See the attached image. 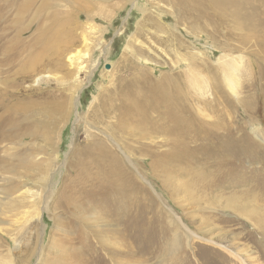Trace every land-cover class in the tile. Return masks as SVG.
I'll use <instances>...</instances> for the list:
<instances>
[{"label": "rangeland", "instance_id": "374dc122", "mask_svg": "<svg viewBox=\"0 0 264 264\" xmlns=\"http://www.w3.org/2000/svg\"><path fill=\"white\" fill-rule=\"evenodd\" d=\"M219 1L10 0L2 43L43 75L14 90L10 119L0 107V250L13 264H264V0ZM225 55L243 59L237 97L214 64ZM177 84L210 119L231 110L248 122L236 139L259 152L224 167L231 181L216 186L220 172L201 155L173 160L170 138L149 128H175L149 107ZM214 90L227 105L210 101ZM123 91L144 120L118 117ZM149 137L153 150L139 144ZM21 195L26 206L10 209ZM231 199L249 211L227 208Z\"/></svg>", "mask_w": 264, "mask_h": 264}, {"label": "bare ground", "instance_id": "6f19581e", "mask_svg": "<svg viewBox=\"0 0 264 264\" xmlns=\"http://www.w3.org/2000/svg\"><path fill=\"white\" fill-rule=\"evenodd\" d=\"M212 1H214L213 4L215 5H218V2L220 4L219 0L218 2L216 0H212ZM9 5H10V0L0 4V85H1L0 91L2 94L0 98V107L4 108L3 111V114L5 115L4 121L10 119V113H9L10 111L9 108L6 107L8 106L6 105V103L11 99L14 90L21 88L23 84H28L34 79H35L34 82H38L41 79L40 76H43L36 71L35 64H37V61L35 59H19L21 54L24 52V50H18L17 44L15 42H11V46L9 48L4 47L5 42L2 43L5 36L4 31L9 29L8 26L3 27V25H6L7 18L9 17V14L7 15V8L10 7ZM132 7H133V3H132ZM16 23L17 21L15 22L14 20V24ZM21 25H24L22 17L18 18L17 27H21ZM24 32L25 31L23 29L22 32L23 35ZM19 33H17V35H19ZM214 64L216 65V67L220 69L223 86L229 91V93L233 97H237V93H238L237 91L240 87L239 85L240 83L236 81L235 75L242 68L243 59L236 60L234 58H231L230 56L225 55L220 59H217ZM21 71H23L24 73L28 72L27 76L18 81L12 80V77L18 76ZM213 83L215 85H218L217 82H213ZM28 90L32 92L33 89L28 86ZM214 95L215 98L210 101H216L220 103L223 107L224 105H227L228 95L226 96V94L223 91L214 90ZM258 99L259 97L257 98V100ZM255 100L256 99H254V101ZM205 101H206L205 102V107H206V103L209 102V99ZM216 102L215 104H217ZM260 102L263 106L264 97L261 99ZM193 104L194 101L190 102L187 100H183L182 87L179 84H177L176 87H171L168 90H165L163 93L159 94L158 103L156 105H151L149 107V110L152 111L153 113H157V110L160 107L166 109V111L162 113L163 117L165 118L164 121L172 122L175 128H172L171 130L170 129L166 130L164 126L165 124H160L161 120L160 121L157 120L154 124L150 125L149 128L153 129V131L156 132V134L163 132L166 134L168 138L172 139L171 141L170 139L164 138L162 139V141L166 143L172 142L173 155H174L172 159L175 161H182L184 166H189V164L192 161H195L197 158H200L199 157L200 155L204 157V160L212 161L217 171L220 172L219 176H217L219 177L218 179H216L215 177L212 179H214L213 180L214 182L216 181V186L219 184L222 185L224 182L226 183L228 181H231L230 179L227 178L231 170L229 168L224 170V167L228 165H233L234 163L240 162V160H244V159L254 160L256 153L259 152L258 148L257 146H255V144L252 143L251 140L250 143V141L243 134H241L243 138L236 139L237 134L243 129V126H245V124L248 122L246 121L245 123L244 121L240 123L237 117H235L234 115L235 113H233V111L230 110L225 112L226 113L225 117L226 116L228 117V121L227 119H220V118L218 120L217 118L213 119V117L210 119L209 117H207V115H205L206 113L201 112L198 108L195 109ZM247 105L248 104H246V106ZM249 105L247 107L245 106L246 110L249 111L248 112L249 114L246 115L247 117L245 118V120H250V119L253 120L256 118V116L255 117L253 116L255 111L254 108L255 106L254 107L252 106L251 108L249 107ZM251 105H253V103ZM137 107H138V103L135 100V95L133 93H127L123 91V104L117 109L118 117L121 119L131 118L134 117L133 115L135 113L137 116H140L144 120L145 118L140 114V112H137L136 110ZM13 109H11L12 112ZM216 111L222 112V109ZM256 129L257 128L252 129V132L259 134L257 133L259 131H257ZM147 141L148 143H139V144L145 150H153V147L156 145V141L153 140V137L147 138ZM189 145H193V147H188ZM100 147L101 149L103 148L102 145H100ZM106 148H108V150L111 151L112 153L114 152L109 147ZM150 154L152 155L154 153H150ZM125 157L128 158L127 156ZM183 168L184 167H182V169ZM22 197H23L22 195L17 197L16 201L9 205V208L12 209L15 205V210H16L21 207L20 205H22V207L26 206L27 203L26 196H24L25 197L24 199H22ZM27 198L30 200L28 202V204H30L29 206L33 208L34 200L38 198L37 193L30 192ZM237 204H240L242 206L241 210H240V206ZM229 207L236 208L235 211L240 210V211L248 212L249 208L251 207V202L249 201L235 202L234 199H231L227 204V208ZM23 216H24V220L17 221V223L22 222V225H24L28 222L29 220L28 212H24ZM38 216L39 213H37V217ZM179 229L180 227L178 228V230ZM207 240L212 242H214L215 240L214 243H220L223 240H225V236L221 235V236H217V238L215 239L210 238ZM39 252L41 251L39 250ZM0 264H13V261L10 257H5L3 255V250H0Z\"/></svg>", "mask_w": 264, "mask_h": 264}]
</instances>
